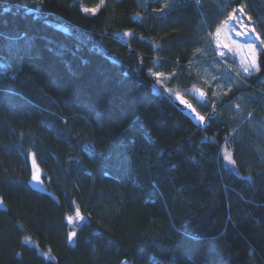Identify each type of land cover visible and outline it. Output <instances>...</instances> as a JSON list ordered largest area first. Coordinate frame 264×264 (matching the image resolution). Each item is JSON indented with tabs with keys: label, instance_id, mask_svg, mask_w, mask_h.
<instances>
[{
	"label": "trees",
	"instance_id": "obj_1",
	"mask_svg": "<svg viewBox=\"0 0 264 264\" xmlns=\"http://www.w3.org/2000/svg\"><path fill=\"white\" fill-rule=\"evenodd\" d=\"M238 5L264 41V0H0V264H264V160L223 109L264 103V47L221 98L188 95L203 125L153 73L196 83Z\"/></svg>",
	"mask_w": 264,
	"mask_h": 264
},
{
	"label": "rangeland",
	"instance_id": "obj_2",
	"mask_svg": "<svg viewBox=\"0 0 264 264\" xmlns=\"http://www.w3.org/2000/svg\"><path fill=\"white\" fill-rule=\"evenodd\" d=\"M104 1L101 0V3ZM88 9L96 11L98 7ZM253 28H255V32L252 31ZM208 45L215 52V55L202 57L187 66V71L194 74L195 77L197 76L196 83L180 89L178 86L167 82L171 78V74L162 76L163 74L160 72H153L156 75L157 73L162 74L158 78L165 84L160 87L156 86V90L170 93L174 98L179 95L188 98V95L194 94V89L203 86L210 96L221 98L225 92L244 80L242 75L251 74L259 69L258 54L260 49L264 47V41L255 22L243 5L236 6L210 33ZM224 45H228V47L225 48ZM248 45H252L253 48L250 49ZM254 108L247 106L246 95H238L233 101L223 106V109L233 114L235 120L239 122L236 138L242 139L245 144H249L252 140L251 143L255 145L259 155L264 160V103L261 99ZM260 111H262V116H256V112L259 113ZM231 133L233 134L235 131ZM246 136L250 140L246 139ZM222 155L228 165L236 166L233 149L229 144L224 143L222 146ZM29 160L32 167L31 184L58 197L54 184L39 164L34 150L30 151ZM36 176L39 177L38 180L33 179ZM5 205L4 200L0 197V207ZM75 215L72 216V220L75 219Z\"/></svg>",
	"mask_w": 264,
	"mask_h": 264
},
{
	"label": "water",
	"instance_id": "obj_3",
	"mask_svg": "<svg viewBox=\"0 0 264 264\" xmlns=\"http://www.w3.org/2000/svg\"><path fill=\"white\" fill-rule=\"evenodd\" d=\"M194 94L201 100V101H207L208 100V94L205 91L203 87H198L194 89ZM175 103L178 105V107L183 110L186 114L189 115V117L198 125L206 124L208 121V117L202 114L197 110V108L194 106L192 101L185 96H176L174 98ZM77 220L78 222L82 221V215L77 214ZM123 264H130L127 259L123 260Z\"/></svg>",
	"mask_w": 264,
	"mask_h": 264
},
{
	"label": "snow or ice",
	"instance_id": "obj_4",
	"mask_svg": "<svg viewBox=\"0 0 264 264\" xmlns=\"http://www.w3.org/2000/svg\"><path fill=\"white\" fill-rule=\"evenodd\" d=\"M7 11V10H6ZM85 11H92V12H94L95 10L94 9H85ZM252 31L253 32H255V28H253L252 29ZM224 47L225 48H227L228 47V45H224ZM248 47L250 48V49H252L253 48V46L252 45H248ZM254 63V62H253ZM246 71L248 70L247 68L245 69ZM157 75L159 76V75H162V74H160V73H157ZM33 178V177H32ZM34 180H38L39 179V177L38 176H36L35 178H33ZM78 215H79V213H77ZM73 236L75 235V233H73L72 234Z\"/></svg>",
	"mask_w": 264,
	"mask_h": 264
},
{
	"label": "bare ground",
	"instance_id": "obj_5",
	"mask_svg": "<svg viewBox=\"0 0 264 264\" xmlns=\"http://www.w3.org/2000/svg\"><path fill=\"white\" fill-rule=\"evenodd\" d=\"M205 91H206V90H205ZM207 94H208V93H207ZM208 97H209V95H208ZM208 100H209V98H208ZM208 100H207V101H208ZM200 101H201V100H200ZM207 101H201V102H207Z\"/></svg>",
	"mask_w": 264,
	"mask_h": 264
}]
</instances>
